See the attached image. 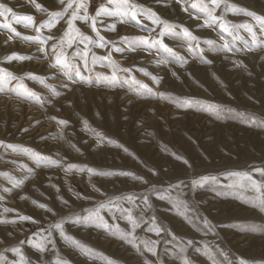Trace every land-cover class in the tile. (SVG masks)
I'll return each instance as SVG.
<instances>
[{"label": "rangeland", "instance_id": "rangeland-1", "mask_svg": "<svg viewBox=\"0 0 264 264\" xmlns=\"http://www.w3.org/2000/svg\"><path fill=\"white\" fill-rule=\"evenodd\" d=\"M131 2L175 26L180 35L163 38L175 55L159 46L125 49L93 66L90 53L85 70L75 55L80 44L64 48L71 66L63 70L51 66V46L67 28L71 10L50 32H36L35 26L25 27L14 18L30 16L39 25L49 13L63 12L67 0H0V9L10 10L0 24H10L19 34L0 29V69L15 77L0 91V220L16 221L0 222V264H264V207L257 199H264V190L257 193L242 187L247 182L240 178H229L230 173H247L264 183L256 171L264 170V43L247 50L251 37L239 27L249 25L264 42L255 19L264 17V0H224L254 15L225 13L222 4L212 13L221 19L208 27L203 26L207 14L191 5L210 6L209 0ZM106 3L93 0L89 13ZM141 20L101 30L108 46L92 52L104 57L114 46L124 47L123 38H158L163 25ZM114 22L104 17L97 27ZM221 22L240 39L233 41V35L221 31ZM75 23L81 33L96 38L90 22ZM182 29L196 40L184 38ZM49 35L53 39L41 52L40 41ZM225 43L231 51L223 49ZM13 53L31 58L5 61ZM116 69L119 82L109 86L102 77H111ZM28 73L39 79L26 78ZM59 120L67 124L61 126ZM52 161L59 163L53 166ZM69 165L74 167L65 171ZM202 177L216 182L194 188ZM16 180L23 183L14 188ZM163 189L169 190V199L154 194ZM129 196L137 198L136 204L125 202ZM143 196L151 207L142 212ZM110 199L132 208L140 221L134 232L120 213L106 211L100 215L115 228L64 223V237L52 228L84 217ZM20 215L31 221H20ZM151 217L163 229L159 235L149 230ZM49 232L51 243L42 239ZM128 233L134 243L122 238Z\"/></svg>", "mask_w": 264, "mask_h": 264}, {"label": "snow or ice", "instance_id": "snow-or-ice-1", "mask_svg": "<svg viewBox=\"0 0 264 264\" xmlns=\"http://www.w3.org/2000/svg\"><path fill=\"white\" fill-rule=\"evenodd\" d=\"M34 2V0H33ZM90 2H93V0H67V4L64 7L63 12H54V13H49V17L46 21L39 23V25H35V21L33 17L30 16H25V17H15L14 21L16 23H23L25 27H33L35 26V31L36 32H41L42 30H48L49 32L56 26V24L64 18V15L68 13L71 10V14L68 16L66 23H67V28L64 29L63 35L60 37V39L52 44V52L54 53L53 56V64L51 65L52 67H59L63 70H66L69 65L66 62L65 59V54H64V48H72L74 45H83V48L75 53L76 56L79 57L80 61L83 63L85 70L88 69L89 67V54L91 53V63L93 66L96 64L100 63L101 61H109V58L111 56L112 51L116 52H122L125 49L127 50H135L136 48H143L146 51H149L157 46H159L161 49L164 51L169 52L172 55H175L173 53L172 49L168 48L167 45L163 43V38L165 36L169 37H174L177 35H180V33H177L175 31V26L174 25H169L167 22L162 21L158 16H156L155 13L151 12V10L144 9L142 6L137 5L131 0H107L106 4H101L95 9V14L91 15L89 13V4ZM178 3H183V0H177ZM210 6L208 4H192L191 7L194 8H199L200 11L205 12L208 16V19L204 23V27L208 26H215L217 20L221 19L220 17H216L212 15L214 13L216 8L221 7V5H224V11L225 13L231 12L232 14H237L240 12H244L245 15H254L252 13L246 12L244 9H241L235 5H229L225 4L224 0H209ZM34 6L37 8V10H40V5L34 4ZM10 10L8 9H0V17H5L6 12ZM104 17H113L115 18V22L111 24L104 25L103 28H98L97 24H103V18ZM143 19H147L151 21V24L153 26H159L163 25V27L160 28V31L158 33V38H152V37H138L132 41H128L127 38H123L124 42V47H113L110 51L108 56L104 57H97L94 52H92V48H102V47H107V42L104 40L102 36H100V31H115L116 29V22L119 23H129V22H134L135 24H141ZM255 19L258 21V24L256 25L259 29L261 34H264V17H259L256 16ZM76 21H81L82 23L89 24L90 22V27L92 28V31L95 33L96 38L92 39L89 36L84 35L83 33L80 32V30L76 27ZM221 31L227 32L229 35H233L231 26L228 25L227 23L221 22L219 25ZM239 27L244 28L250 35L251 37V44L246 45L247 50H252L255 47L261 46L262 43L257 39L256 33L253 31V28L250 27L247 24L240 25ZM0 29H6L9 32H13L15 35H19L18 33L14 32V29L11 28V25L8 23L0 24ZM150 31H155V27L151 28ZM184 38H186L189 41H194L196 40L195 37L191 35L190 32H188L187 29H182L181 30ZM11 38V37H10ZM52 36H48L47 40H42L40 41L41 52H45V48L43 45H45L49 40H52ZM240 39V37L233 35V41ZM196 47L199 48V44H196ZM223 49L225 51H231V47L228 43H225L223 46ZM189 51H192V46H189ZM31 57H26V56H20L15 53H13L10 56L5 57V61L10 62L12 60H25V59H30ZM177 62L178 63H186V60H184L182 57H177ZM119 71V69H116L113 71V74L111 77H102L103 81L108 84L109 86L116 85L119 82V78L116 74V72ZM123 71H128L130 70H123ZM138 71H144L142 69H138ZM145 75H149L148 73L144 72ZM79 75V73H77ZM26 78L28 79H33L37 80V78L34 74L28 73L26 74ZM153 79L154 83H159V78L158 77H151ZM12 79H15L10 73L7 72L6 69H0V91H4V85L9 83ZM41 82H43L41 80ZM23 87V86H21ZM65 87H67L65 85ZM30 94V93H28ZM57 95L59 93H56ZM210 107V106H209ZM202 110H208V108H203ZM57 123L61 126H64L67 124V121L64 120H59ZM85 128H88V125L85 124ZM5 147H11L5 145ZM184 163H187V161H183ZM51 165H57L59 162L58 161H52L50 162ZM74 166L69 165L65 171H71ZM77 171L84 172L87 171L89 175H97L101 174L97 172L94 169L88 168H79ZM256 171L264 177V170L262 169H256ZM117 174H123V175H131L130 173H117ZM230 177H238L240 178L241 181L247 182V185L244 183L241 184V186H250L253 190H255L257 193H261L262 190H264V183H260L256 180H253L250 174L247 173H230ZM137 179L142 180V177H137ZM209 182H216L215 177H202L200 178L199 181H194L193 182V187L194 188H202ZM23 183V181L16 180L13 181V187H18ZM5 191H10V189H5ZM156 197L161 200H166L170 198V193L168 189H163V190H156L154 192ZM58 199H60L58 197ZM125 202L133 205L136 204L137 198L135 196H129L127 198H124ZM257 199L260 201V206L264 207V199L261 197H257ZM142 200V206H141V211H145L146 209L150 208V202L148 196H143L141 197ZM40 207L44 208L45 210H49L47 208V205H39ZM177 209H179V205H175ZM5 211H9V209H5ZM102 211L109 212L113 215L116 213H120V218L125 219L129 224L132 226V231H135L136 227H139L140 221L133 216V210L131 207L129 208H124L119 201L115 199H110L106 203H101L99 206L92 212H90L88 215L84 217L76 216L74 218H69L65 221L57 222L52 225V228H54L56 231L60 233L62 237H64L66 234L64 233L63 230V225L64 223H73V224H80L83 223L85 225L92 224L93 226L96 227H103L106 230L109 228H115V225H109L107 221L104 220L103 216L100 215ZM20 221H31V217L23 216L20 215L18 217ZM0 222H12L15 223L16 221H3L0 220ZM35 222V221H32ZM151 222L152 226L149 229L152 231L154 234L159 235L163 229L157 225L155 217H151ZM205 226L211 230L210 225L208 224L207 221L204 222ZM51 237V232H49L48 237H43L42 239H47L49 243H51L50 240ZM123 239L126 240L128 243H134V240L132 239V233H128L126 236L122 237ZM29 245L36 247L38 250L43 251L44 246L41 243H38L36 241L29 240ZM155 242H153L154 245ZM149 251H153V254H155L154 251V246H150L148 248ZM16 252H19V249H15ZM223 255V253H220ZM188 264H191L189 261ZM240 264H245L244 261H240Z\"/></svg>", "mask_w": 264, "mask_h": 264}, {"label": "built area", "instance_id": "built-area-1", "mask_svg": "<svg viewBox=\"0 0 264 264\" xmlns=\"http://www.w3.org/2000/svg\"><path fill=\"white\" fill-rule=\"evenodd\" d=\"M96 1V0H95Z\"/></svg>", "mask_w": 264, "mask_h": 264}]
</instances>
